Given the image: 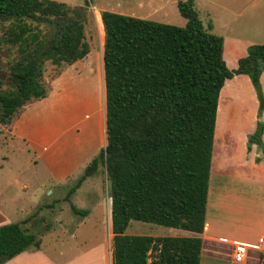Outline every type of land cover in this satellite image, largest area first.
Instances as JSON below:
<instances>
[{"label": "trees", "instance_id": "obj_1", "mask_svg": "<svg viewBox=\"0 0 264 264\" xmlns=\"http://www.w3.org/2000/svg\"><path fill=\"white\" fill-rule=\"evenodd\" d=\"M86 6L0 0V48L6 55L15 51L7 75L10 86L0 90V127L8 126L26 103L47 96L46 62L62 67L89 53ZM176 6L186 19L183 26L100 12L106 144L66 199L105 169L112 264H200L199 234L205 226L217 106L225 81L247 75L260 101L257 118L263 109L264 43L249 45L231 70L223 57V36L212 31L211 21L203 24L195 1L177 0ZM263 130L264 123L257 120L247 150L255 144L264 158ZM70 205L74 213L88 214ZM36 216L0 225V264L40 247L41 238L25 226ZM132 219L195 235H128Z\"/></svg>", "mask_w": 264, "mask_h": 264}, {"label": "rangeland", "instance_id": "obj_2", "mask_svg": "<svg viewBox=\"0 0 264 264\" xmlns=\"http://www.w3.org/2000/svg\"><path fill=\"white\" fill-rule=\"evenodd\" d=\"M57 1L81 6L86 3L87 11L90 16L89 22L85 27L86 39L90 45L89 53L70 65L57 67L46 62L44 66L43 80L48 87L47 96L51 93L50 91L53 92L54 90H56V93L53 92L52 94L55 97L61 93V106L65 109V114L68 119L78 117L82 113L87 115V117L94 118H102L103 115H105L104 80L101 69L104 40L103 25L100 18L101 11L110 10L180 26L186 23V19L180 15L177 9V0ZM194 1L203 24L212 21V31L214 33L223 36L224 39H226V37L242 38L247 42L264 43V0ZM207 14L209 16H207ZM247 48L248 46L246 49ZM226 55L223 54L224 59L232 70L233 58L228 56L226 58ZM14 57V49L10 55H6L0 48V90L7 89L10 86L7 75L9 72V62ZM237 60L234 62L236 63ZM66 72H69L70 76H67V79H63L62 88L60 84L55 86L59 78L62 75L64 76ZM74 74L79 76L84 75V77L79 79L76 78ZM232 84H239L240 87L236 86L234 89V87H231ZM261 93L263 96L264 108V91L262 87ZM259 104L260 101L256 95V91L247 75L238 74L226 81L219 98L215 135L217 142L218 137L223 134V132L225 133V131H227L233 139L234 145L230 148H223L222 145L218 146L216 144L213 156L214 169L222 171L227 170L233 173H249L248 164L251 157L248 152L251 148L249 150L245 149V147L247 148V142L244 144L242 141L243 130L246 125L249 124L254 109H256L255 116H257ZM25 105L21 109H24ZM257 120L264 123L262 120V112L261 116L257 118L256 121ZM222 125L227 126V128H222ZM0 128V185L5 191V194L8 195L13 191L19 192L21 191V185L27 183L29 187L28 190H26L27 194H29L27 196L36 194L35 196L38 197L40 203H49L48 207L50 209L42 213V219L37 215L30 222L25 224V226L28 227L29 230L37 232L44 231L46 228H53L55 229L54 231L58 232L57 234H61L60 239H57V241L50 242L49 238L47 239L48 236L44 237L48 251L52 254L55 249L51 244L58 242L56 244L60 246H56L57 249L60 248L64 252L60 258L77 254L79 250L81 251V249L91 245H100L99 243L102 242V239L107 237L108 233L106 230L108 221V201L110 206L105 169L101 168L95 176L88 178L86 182L83 183L82 192H80L74 205L90 211V215L85 223L76 231L75 238H70V233H68V229L70 228L60 231L58 230L59 224H67V226L72 227L77 221L83 220L82 216L72 213L63 201H52L55 191L52 196H50L48 192L53 190L54 184H56L57 181L48 175L41 164H34V153L25 145L26 143L22 141L13 142L7 126ZM246 153V162L248 163L244 162V168H237L238 160ZM77 178L73 179L69 184H74ZM8 182L12 183L8 184ZM71 186L66 187L65 193L68 192ZM21 193L23 192L21 191ZM58 207H63V209L67 210L61 213L60 210L57 209ZM10 210L13 211V209ZM12 217L11 222L18 221V218ZM235 218L239 217L235 216ZM183 231L185 230L132 219L125 233L128 235L181 236L183 235ZM112 236L109 219V264H112ZM251 255H253V253H251Z\"/></svg>", "mask_w": 264, "mask_h": 264}, {"label": "crops", "instance_id": "obj_3", "mask_svg": "<svg viewBox=\"0 0 264 264\" xmlns=\"http://www.w3.org/2000/svg\"><path fill=\"white\" fill-rule=\"evenodd\" d=\"M207 16L209 15L207 14ZM251 44L256 43L244 41L242 38L226 37L224 39L223 54H227L226 58L227 56L233 58L232 69L237 67V62L234 61L245 56L247 54L246 47ZM227 66L230 69L228 64ZM101 69L103 73L102 64ZM62 76L55 86L60 84L62 88L63 79H67L66 77L70 75L69 72H66ZM260 82L264 91V72L261 73ZM236 86L240 87L239 84L231 85L234 89ZM223 88L220 91L219 98ZM50 92L48 96L42 99L27 103L20 114L7 126V129H9L8 132L13 142L22 141L26 143L25 145L34 153V164H41L48 175L57 181L53 190L48 192L52 196L55 191L52 201H63L69 207V210L74 213L70 204H75L80 192H82L83 183L88 178L80 187L70 193L69 199H66L73 186L69 183L81 175L84 167L105 146V115L102 118H94L87 117L82 113L78 117L68 119L65 109L61 106V93L58 94V98V96L55 97L52 94L53 92L56 93V90ZM255 114L256 109L253 110V116L243 130L242 141L244 144L247 142L248 135L255 130L257 119ZM262 120L264 121V108ZM222 128H227V126L222 125ZM261 139L264 144V130ZM216 144L218 146L222 145L223 148H230L234 145L233 139L227 131L218 137L217 142L214 133L205 226L203 232L199 234L202 238L200 264H256L255 256L261 250H264L263 151L252 144L248 152L251 157L248 164L249 173H233L213 168ZM245 149L247 150L246 147ZM246 157L247 153L238 160L239 167L237 166V168H244V162L248 163ZM256 157L260 159L255 162ZM11 183L8 182V184ZM67 186H71V188L65 193ZM28 188V184L23 183L21 185L23 193L13 191L6 195L0 185V225L11 222L12 216L20 221L35 212L42 219V213L50 209L48 207L49 203H40L38 197L35 196L36 194L27 196L29 195L26 192ZM10 209H13V211ZM57 209L61 213L67 210L63 207ZM89 215L90 211L87 215L82 216L84 221L79 220L72 227L60 223L58 230L64 231L70 228L68 229L69 237L75 238L76 231L85 223ZM107 216V237L102 239L98 246L91 245L81 249V251L79 250L77 254L60 258L64 252L60 248L57 249L56 246H60L56 244L58 242L51 244L55 249L52 254L48 251L44 237L48 236L47 239L49 238L50 242L57 241V239H60L61 234H57L58 232L54 231L53 228H46L41 232L32 231L36 232L41 238L38 249L29 248L3 264H109V204H107ZM235 216L239 218H235ZM182 233L183 235H195V233L186 230ZM260 238L262 241H259ZM235 243H243L250 248L249 257L243 262H234L232 259V249Z\"/></svg>", "mask_w": 264, "mask_h": 264}, {"label": "built area", "instance_id": "obj_4", "mask_svg": "<svg viewBox=\"0 0 264 264\" xmlns=\"http://www.w3.org/2000/svg\"><path fill=\"white\" fill-rule=\"evenodd\" d=\"M259 241H262L260 238ZM249 247L243 243H235L232 249V259L234 262H243L249 257ZM256 264H264V250L255 256Z\"/></svg>", "mask_w": 264, "mask_h": 264}]
</instances>
